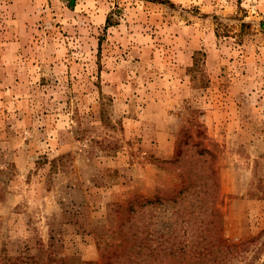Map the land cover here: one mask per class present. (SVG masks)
I'll return each mask as SVG.
<instances>
[{"label":"rangeland","instance_id":"374dc122","mask_svg":"<svg viewBox=\"0 0 264 264\" xmlns=\"http://www.w3.org/2000/svg\"><path fill=\"white\" fill-rule=\"evenodd\" d=\"M69 1L0 0V264H264V0Z\"/></svg>","mask_w":264,"mask_h":264},{"label":"trees","instance_id":"16d2710c","mask_svg":"<svg viewBox=\"0 0 264 264\" xmlns=\"http://www.w3.org/2000/svg\"><path fill=\"white\" fill-rule=\"evenodd\" d=\"M74 0H70L69 4H73ZM182 189L179 191V193H182ZM179 195V194H178ZM177 195V196H178ZM185 198V195H181L180 200H183ZM198 200H201V204L199 207V210L201 212H205V211H209V213L207 215H209L208 217L212 218L213 215H219L218 210L214 207L215 205H210L209 207H205L206 205V200L204 197H198ZM177 197H174L172 199V201H176ZM179 201V200H177ZM157 202H160L159 198L156 199H146L145 202H143V205H148V204H155ZM133 209V208H132ZM211 221V222H210ZM212 225H211V224ZM216 222H213V220L209 219V225L205 224L203 225L202 223L199 224V231L197 232L198 237L197 240L193 243H191L190 248L191 250L195 253V255L197 256V260L202 264H211L209 262H212L211 260H214V257L218 258V261H225L228 260V257L232 254H234L236 252L235 249H237L238 247H240L242 245V243L244 241H233L230 240L228 237H222L220 236V238H218L220 241V243L218 244V246L216 247L217 241L213 240V231L212 228L217 226ZM139 233L140 230L136 229L132 232H130V235H128L126 237L125 242H121L119 245L116 246V250H125L126 247L130 246L129 245V241H132V244H135L137 247L135 249H133V247H131L130 252L136 254L137 256L141 253L143 254L144 251L142 249L143 245L142 243V236L141 238H139ZM177 238L178 234L177 233H173V238ZM200 238V239H199ZM131 244V245H132ZM187 244H183V246H180L178 251L183 250L184 252L187 250ZM222 250L224 252V254L221 257L218 256H214L213 254L215 253V251H219ZM152 251L154 252V250L152 249ZM176 251V250H175ZM138 263V262H137ZM200 263V264H201Z\"/></svg>","mask_w":264,"mask_h":264}]
</instances>
